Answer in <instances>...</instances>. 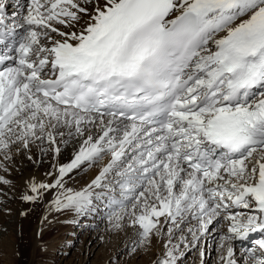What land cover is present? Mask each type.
<instances>
[{
	"label": "snow or ice",
	"instance_id": "1",
	"mask_svg": "<svg viewBox=\"0 0 264 264\" xmlns=\"http://www.w3.org/2000/svg\"><path fill=\"white\" fill-rule=\"evenodd\" d=\"M8 7L0 0V212L43 206L42 252L48 228L100 216L105 231L132 232L110 264L153 248L152 264L193 252L205 264L209 236L216 264H264V0Z\"/></svg>",
	"mask_w": 264,
	"mask_h": 264
},
{
	"label": "rangeland",
	"instance_id": "2",
	"mask_svg": "<svg viewBox=\"0 0 264 264\" xmlns=\"http://www.w3.org/2000/svg\"><path fill=\"white\" fill-rule=\"evenodd\" d=\"M13 3L14 1H10L8 4L9 6H11L13 5ZM95 172L96 169L92 168L87 170L86 172L80 173V175L75 178V186L80 187L86 184L95 175ZM10 205L12 204L10 203ZM14 208L16 209L15 206L12 207L14 211H12L10 215L6 212H0V217L6 215L5 220L7 222L10 220L12 223L11 224L9 222L10 228L8 229L6 228V226L2 228V233L0 234L1 254L19 253L17 252V247L15 245L20 241H18V238L20 237L21 239L22 234L20 233L21 226L17 227V225L14 224V220L17 222L16 219H18L17 209L15 210ZM38 211L35 212V214L32 216L34 224L30 226L28 232H31L36 226H39L41 216L42 214H44V212H46V209L41 206L39 207ZM61 219H63V217H61ZM89 224L98 225V227L95 231L88 230L85 228V225ZM57 226L55 225L53 226L54 228L50 227L47 229H50V234L46 235L47 231L44 234V240L47 242V251L42 252L40 248V241L38 240L37 242L38 247L35 253L40 252L42 254V257L38 262L39 264H110V262L115 260L117 253L121 252L123 248L130 243V237L132 236L131 229L127 231V234H125V232L123 231H105L107 225L102 221L100 216H97L95 220L90 217L89 219L85 220L79 227L71 223L62 224L61 227ZM4 228L6 229V231L3 230ZM101 234L104 236L103 242L96 240V237ZM68 238H71L78 242L75 244V246L65 247L64 242ZM92 241L95 242L92 243ZM95 244L96 246L94 251L90 253V250ZM27 245L29 249L26 247L28 251L26 250L25 253H30V251L32 250L31 244ZM204 247L207 253L205 257V264H216L217 253L214 251L216 245H210L207 239ZM103 250H105V252H103ZM156 251L157 249L153 248L152 252L150 253H139L136 255L129 254L122 256L120 258V264H152L153 255ZM28 261L29 260H23V264H28ZM4 264L18 263L5 261ZM186 264H200L199 254L193 252V254L188 257Z\"/></svg>",
	"mask_w": 264,
	"mask_h": 264
},
{
	"label": "bare ground",
	"instance_id": "3",
	"mask_svg": "<svg viewBox=\"0 0 264 264\" xmlns=\"http://www.w3.org/2000/svg\"><path fill=\"white\" fill-rule=\"evenodd\" d=\"M10 1H14V3H15V0H8V3L10 2ZM14 3H13V5H14ZM13 5H11V6H9L8 7V10L9 11H12L13 9H12V6ZM33 171H35L34 169H31V167L30 166H27L26 165V172H25V174L26 175H30V174H32L33 173ZM40 171H43V169H41ZM18 182H20L19 180H18ZM10 203L12 204V205H10ZM16 207V209H17V214H18V219H16V217H15V219L17 220V222L14 220V224H16L17 225V227H20L21 226V234H22V237H21V239H20V237L18 238V243L15 245L17 248H16V250H17V252H19V253H3V254H1L0 253V264H4V262L5 261H11V262H15V263H18V264H23L24 262H23V260H29L28 261V264H39L38 262H39V260H40V258L42 257V254L39 252V253H35V251L37 250V247H38V244H37V242H38V240H37V238H36V230H37V227L38 226H36L31 232L29 231L28 232V230L30 229V226L32 225V224H34V221L32 220V216L35 214V212H37L38 211V209H39V207H41V206H35L34 208H33V210L29 213V215L27 216V217H21L20 215H19V210L21 209V208H24V207H27V206H25V205H22V204H20L18 201H14V200H10V202H9V207ZM15 209V208H14ZM15 209V210H16ZM14 211V210H13ZM39 212V211H38ZM45 213V212H44ZM6 215L5 216H2V217H0V234L2 233V228L3 227H5L6 226V228L8 229V228H10V225H9V222L11 223V221L9 220L8 222L5 220L6 218ZM18 220H19V222H18ZM38 220V219H37ZM12 224V223H11ZM36 224V223H35ZM38 225V224H37ZM58 226H60L61 227V225L62 224H57ZM56 225V226H57ZM57 226V227H58ZM64 226V225H63ZM54 228V227H53ZM5 229V228H4ZM3 229V230H4ZM13 230V229H12ZM50 230V229H49ZM49 230H47V232H46V235L47 234H50V231ZM19 231V230H18ZM23 235H24V237H23ZM208 242L210 243V245H213V244H215V242L213 241V239H212V237L210 236L209 238H208ZM246 242L247 241H245V242H243V243H240V242H237V244H236V247L238 248V249H243L244 248V245L246 244ZM3 243V242H2ZM13 244V243H12ZM27 244H31V247H32V250L30 251V253H25L26 252V247L28 246ZM208 244V243H207ZM95 246H96V244L92 247V249L90 250V253L91 252H93L94 251V249H95ZM11 248V247H10ZM28 249H29V247H27ZM15 250V249H14ZM28 251V250H27ZM103 252H105V250H103ZM211 260V259H210ZM210 260H209V263H210Z\"/></svg>",
	"mask_w": 264,
	"mask_h": 264
}]
</instances>
